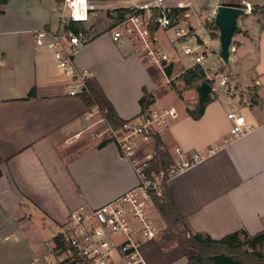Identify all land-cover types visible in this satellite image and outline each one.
Returning a JSON list of instances; mask_svg holds the SVG:
<instances>
[{"label":"crops","instance_id":"crops-1","mask_svg":"<svg viewBox=\"0 0 264 264\" xmlns=\"http://www.w3.org/2000/svg\"><path fill=\"white\" fill-rule=\"evenodd\" d=\"M219 4L223 3L216 8ZM92 9L89 17L96 14L95 1ZM100 12H107V7ZM67 14L56 0H9L3 5L0 264L61 262L53 252L54 239L71 213L99 207L138 184L134 167L118 145L114 141L101 145L106 138L96 137L105 127L96 124L102 114L99 108L86 106L80 93L70 94L72 78L57 66L52 50L36 43L38 30H61ZM114 17L117 23L121 19L118 11ZM240 22H245V33L235 38L238 43L232 47L233 84L212 83L200 118L189 112L200 104L194 100L193 89L181 95L172 89L159 90L157 78L168 76L165 68L174 58L160 66L140 55V45L136 47L130 36L114 40L112 29L117 23L98 34L95 24L87 35L89 41L76 55L78 68L98 82L122 119L140 116L144 88L154 96L152 108L177 109L150 140L139 144L138 154L156 151L159 137L172 162L178 157L177 148L188 157L206 155L172 177L168 188L188 228L215 239L233 232L256 235L264 231V14L251 10ZM169 31L159 28L154 34L158 38ZM158 43L164 49L165 42L158 38ZM34 88L36 94L30 97ZM232 110L253 125L250 132L232 137V121L227 117ZM152 207L164 221L154 202L150 211ZM161 224L155 240L163 239Z\"/></svg>","mask_w":264,"mask_h":264},{"label":"built area","instance_id":"built-area-1","mask_svg":"<svg viewBox=\"0 0 264 264\" xmlns=\"http://www.w3.org/2000/svg\"><path fill=\"white\" fill-rule=\"evenodd\" d=\"M88 1L65 0L63 7L68 14L63 21V28L57 31L42 28L36 33L37 45L52 50L57 66L66 76L72 78L73 82L69 85L71 95L80 93L89 79L90 73L81 71L76 64V55L87 44L89 38L83 30L75 32L66 24L70 20L79 24L89 21ZM163 1H154L155 5L161 8L156 20L157 28L173 30L171 41L175 43L181 40L183 51L192 55L197 64H202L207 58L206 50H200L201 43L197 40L195 47L188 42L192 31L185 18L190 13L186 10L177 13L175 7L162 6ZM3 5L0 1V18L3 14ZM139 8L140 12L132 13L118 21L112 29L113 38L120 41L124 35L133 37L141 42L140 55L152 63L165 66L170 56L151 32L153 12L147 4ZM252 8L250 3H246L248 11ZM227 83L228 77L223 76L221 84ZM176 113L175 107H151L137 118L127 121L119 129L107 124L101 114L96 124L103 123L105 127L96 132V137L111 139L118 145L122 155L128 158L134 167L138 184L99 207L71 213L57 234L63 235L71 248L70 252L62 254L66 255L62 259L66 264H148L142 246L157 239L160 234L161 229L150 211V205L153 203V194L158 196L163 194L164 181L163 173L150 172L151 162L155 159L157 151L140 156L138 147L142 141L150 140L158 128L165 125ZM227 117L232 121V137L242 136L253 129V125L247 122L245 116L235 110L229 111ZM176 150L178 157L167 168L168 182L206 157L203 154L188 157L180 148Z\"/></svg>","mask_w":264,"mask_h":264},{"label":"trees","instance_id":"trees-1","mask_svg":"<svg viewBox=\"0 0 264 264\" xmlns=\"http://www.w3.org/2000/svg\"><path fill=\"white\" fill-rule=\"evenodd\" d=\"M0 1L2 4H5L9 0ZM56 1L61 5L65 2V0ZM143 1L154 2L156 0ZM224 4L246 7V5L241 2H225ZM174 10L177 13H183L186 9L183 7H175ZM140 11V8H122L118 10L119 18L122 19L132 13ZM258 12L264 14V5L255 4L253 6L252 13ZM159 14L160 10L154 12L152 17V33H155L158 30L156 20ZM212 25L214 29H217L214 23H212ZM66 26L73 29L75 32L80 30L79 23L72 20H70ZM173 67L174 63H171L165 68L167 75L172 74ZM183 78L188 86H190L194 80H208L211 83L213 81L207 77L206 71L201 64H196L195 66L188 68L183 73ZM35 94L36 91L34 88L30 91L29 96L31 97ZM80 96L86 106H97L106 119L107 124L111 125L113 128L119 129L127 122L118 115L112 102L108 99L96 80L92 78L87 79L85 87L80 92ZM153 98V94L144 88L143 96L140 99L141 113L147 112L151 108ZM208 101L209 100L200 103L194 110L189 109L190 114L194 118H200L206 109ZM109 141L112 140L106 139L101 145ZM156 141L157 155L151 162L150 172L163 173L164 190L161 196L153 194V202L168 225L165 234L166 241L172 240V238L178 234L176 228L180 226L190 234L188 237H185L184 243L188 247L196 249L197 254L190 256L185 264H264V253L256 250L257 246H264V231L257 233L256 235H249L245 231L233 232L223 238L215 239L210 235L192 232L188 228L185 217L180 212V209L168 188L169 175L167 173V168L173 164L170 152L163 147V143L159 137H156ZM3 162L4 159L0 153V177L2 176L1 164ZM53 251L57 255H62L64 252L71 251V248L67 244L63 235L59 234L55 237ZM61 264H66V261H62Z\"/></svg>","mask_w":264,"mask_h":264},{"label":"rangeland","instance_id":"rangeland-1","mask_svg":"<svg viewBox=\"0 0 264 264\" xmlns=\"http://www.w3.org/2000/svg\"><path fill=\"white\" fill-rule=\"evenodd\" d=\"M96 2V14L90 13L89 21L86 23L79 24L81 30L86 32L88 36H90L93 32V26L96 24V34L99 32L111 28L115 21L114 13L118 10L122 9L121 6H134L133 8H139L140 5L147 4L154 15V12H157L161 8L156 6L152 1H142V0H89V12H92V2ZM246 0H171V1H163L162 6L167 7H175V3L184 4L185 6H181L186 9L190 13L189 16L185 18L186 23L193 27L191 30L189 44L193 47L196 46L197 41L194 38V34L197 33L203 39V43H201L200 50L207 52V58L201 64L206 71V75L209 79H215V86L220 85V80L222 76L228 77L229 85H232L233 82H230V66H226L223 61L218 57L217 51L219 50V31L213 28V20L216 12V5L218 2H241L242 4ZM256 0H250V3L253 7V4ZM262 2L264 0H261ZM259 4L260 0L256 1ZM173 4V5H172ZM107 7V12L101 13L100 10ZM132 8V9H133ZM118 9V10H116ZM260 15H262L260 13ZM96 17V19H94ZM244 21V20H242ZM242 27L241 32H239L236 37L245 33V22H240ZM171 37H173V30H170L168 34L165 36L160 33L159 39L160 43L162 40L165 42L164 51H167L170 57L174 58V67L171 75H159L157 78V84L159 90L169 91L172 89L181 95L183 91H189L193 89L195 93V101H199L198 92L196 91V86L201 84V80H194L191 83V86L186 84L185 79L183 78V73L190 67L195 66L197 63L194 58L190 54H186L183 51L182 43L180 41L172 42ZM135 43V46L141 47V42L130 37ZM238 43L237 40H234V44ZM170 58V59H171ZM171 63V60L167 62ZM232 78V77H231ZM101 115L99 114V117ZM153 211V217L155 218L158 224L163 222V239L153 240L152 242L143 246L142 252H144L149 264H185L190 256H192L195 251L194 248L188 247L184 243L185 237H188L190 234L183 228L177 227V235L172 238L170 241L165 240V234L167 232V223L164 221H160V217L157 211L152 207L151 212ZM256 250L264 253V246H257ZM195 255V254H194ZM65 255L59 256L58 260L62 261ZM57 264H60L57 263Z\"/></svg>","mask_w":264,"mask_h":264},{"label":"water","instance_id":"water-1","mask_svg":"<svg viewBox=\"0 0 264 264\" xmlns=\"http://www.w3.org/2000/svg\"><path fill=\"white\" fill-rule=\"evenodd\" d=\"M247 13L248 10L243 6L223 3L219 4L216 8L213 23L219 31V50L217 51V55L226 66H231L232 47L235 36L242 30L240 19ZM190 29L192 30L193 27L190 26ZM194 38L199 43L203 42V39L197 33L194 34ZM214 81L215 79H213L212 83ZM212 83L204 80L201 84L197 85L196 91L198 92L200 103H204L210 98L213 90Z\"/></svg>","mask_w":264,"mask_h":264}]
</instances>
